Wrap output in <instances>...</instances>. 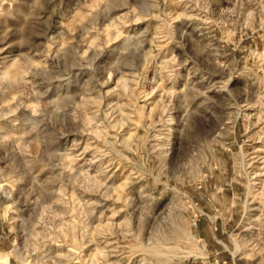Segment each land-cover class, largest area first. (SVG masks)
Listing matches in <instances>:
<instances>
[{
    "label": "rangeland",
    "instance_id": "rangeland-1",
    "mask_svg": "<svg viewBox=\"0 0 264 264\" xmlns=\"http://www.w3.org/2000/svg\"><path fill=\"white\" fill-rule=\"evenodd\" d=\"M263 183L264 0H0L7 264H264Z\"/></svg>",
    "mask_w": 264,
    "mask_h": 264
},
{
    "label": "bare ground",
    "instance_id": "bare-ground-1",
    "mask_svg": "<svg viewBox=\"0 0 264 264\" xmlns=\"http://www.w3.org/2000/svg\"><path fill=\"white\" fill-rule=\"evenodd\" d=\"M264 184V183H263ZM264 194V193H263ZM263 199V198H262ZM262 201H264V199L262 200ZM264 203V202H263ZM263 218V219H262ZM258 220L255 222V225L254 226H259V229H262L263 227H264V225H262V223H263V221H264V217H258L257 218ZM262 219V221H260ZM254 222V221H253ZM251 224H252V221H251ZM253 228V227H252ZM257 229V228H256ZM251 231V230H250ZM259 231V230H258ZM258 231H256V232H252V234H251V236H252V238H253V235H254V237H257L256 239L254 238V239H250V240H247V242H246V246H247V248H249L250 247V251H252L253 253L254 252H256V251H258L259 253H264V244L261 242V240L263 241V239H262V237H264L263 235H261L262 234V230H261V232H259L258 233ZM264 231V230H263ZM260 234V235H259ZM256 235V236H255ZM242 236V235H241ZM259 236H261V237H259ZM233 241H234V244H235V246H236V253L238 252V251H240V250H242V246H241V240H240V238L238 239V238H236V237H234L233 238ZM245 241V240H244ZM264 242V241H263ZM245 249V248H244ZM247 251H249V249H247ZM247 251H243V252H245V254H243L244 256H246L247 257V255L246 254H248V252ZM251 252V254L253 255V253ZM250 253V252H249ZM257 253V252H256ZM239 254H241V253H239ZM238 254V255H239ZM236 255V254H235ZM251 256V255H250ZM249 256V257H250ZM238 257V256H237ZM241 259H243V258H240V260ZM1 261H2V263L3 264H7L8 263V260L7 259H3V258H1L0 259Z\"/></svg>",
    "mask_w": 264,
    "mask_h": 264
}]
</instances>
